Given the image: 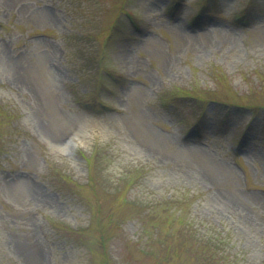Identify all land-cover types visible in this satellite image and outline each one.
<instances>
[{"label": "rangeland", "instance_id": "rangeland-1", "mask_svg": "<svg viewBox=\"0 0 264 264\" xmlns=\"http://www.w3.org/2000/svg\"><path fill=\"white\" fill-rule=\"evenodd\" d=\"M213 99L264 107V0H0V264H264V113Z\"/></svg>", "mask_w": 264, "mask_h": 264}, {"label": "trees", "instance_id": "trees-1", "mask_svg": "<svg viewBox=\"0 0 264 264\" xmlns=\"http://www.w3.org/2000/svg\"><path fill=\"white\" fill-rule=\"evenodd\" d=\"M172 95H173L171 98L172 102L174 105L175 104L177 105V108L179 111L190 110L191 106L188 104V102H192V103L194 102V103H197V105L201 108L199 110V113H200L199 118L203 119L206 116V114H207L206 103L204 104L201 102L202 97L198 98L196 96H193L192 93L189 92L188 90L180 91L179 93H175V94L173 93ZM211 102H214L219 107L222 105V106H224V108L233 109L237 113L239 112L238 114H242L246 110H252L253 114L256 116H259V114L264 113V107H262V106H244V105H239V104H231V103H227L226 101H219L218 99H213V100H211ZM163 103H166V102L163 100ZM233 110H231V111H233ZM226 111L230 115H235L230 110H224V112H226ZM196 112H198V110ZM229 114L227 116H225V118H227L229 116ZM227 120H229V118H227ZM224 121H226V120H224ZM224 121L222 123H226ZM201 123H202V120H201ZM248 128H249V126L247 125L245 131Z\"/></svg>", "mask_w": 264, "mask_h": 264}]
</instances>
